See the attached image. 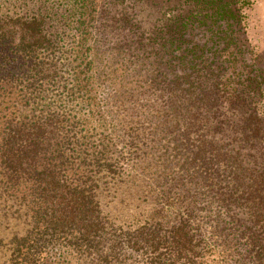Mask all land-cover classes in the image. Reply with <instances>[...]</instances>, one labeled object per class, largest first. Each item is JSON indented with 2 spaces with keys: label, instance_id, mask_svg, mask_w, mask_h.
I'll use <instances>...</instances> for the list:
<instances>
[{
  "label": "trees",
  "instance_id": "obj_1",
  "mask_svg": "<svg viewBox=\"0 0 264 264\" xmlns=\"http://www.w3.org/2000/svg\"><path fill=\"white\" fill-rule=\"evenodd\" d=\"M60 3L37 6L39 17H0V260L43 264V255L58 252L77 264L121 263L126 240L141 264H264V147L257 156L251 145L252 137L264 138L259 127L250 130L235 113L213 109L221 129L232 128L234 142L237 131L242 138L239 150L222 147L189 134L185 124L180 131L168 108L157 117L166 128L163 152L175 156L174 165L149 151L142 165L140 148L115 151L110 135L92 127L106 116L96 104L90 33H75L86 17L74 18ZM44 12L63 21L64 33H43ZM34 27L40 32L16 31ZM195 103L185 102L189 112ZM191 114L199 122L200 112ZM146 170L164 173L157 187L171 195L156 203L169 212L165 222L134 217L116 224L103 209L108 189L128 176L141 192L134 178Z\"/></svg>",
  "mask_w": 264,
  "mask_h": 264
},
{
  "label": "rangeland",
  "instance_id": "obj_2",
  "mask_svg": "<svg viewBox=\"0 0 264 264\" xmlns=\"http://www.w3.org/2000/svg\"><path fill=\"white\" fill-rule=\"evenodd\" d=\"M52 3L57 0H0V17H39L37 6ZM63 4L77 13L74 18L86 17L82 21L87 26L76 22L75 33H90L95 83L99 85L95 87L99 95L96 104L104 108L106 116V121H92V127L97 128L94 133L98 136L110 135L115 151L140 148V164L149 151L156 159L165 157L174 165L175 156L163 152L161 135L166 128L157 117L168 108H174L180 131L185 124L189 134L200 132L222 147L239 150L242 138L237 131L234 142L236 133L232 128L221 129L213 109L235 113L242 125H249L250 130L259 127L264 137V0H63ZM8 7L11 11L7 12ZM42 14L47 25L43 33H64L66 26L59 17L53 12ZM55 19L60 21L59 28ZM16 31L40 32L36 27ZM197 75L203 78L199 80ZM194 100L191 111L200 112L199 122L192 120L185 104ZM216 100L221 101V107L215 105ZM167 136L173 135L169 132ZM255 140L251 138V145L259 156L264 138ZM146 172H137L139 176L134 178L142 182L141 192L128 176L118 178L108 189L103 209L116 224L124 225L134 217L165 222L163 216L169 212L157 204L162 195H171L162 192L160 184L157 187L164 173L153 176L152 171ZM150 186L155 191L149 190ZM150 193L155 199L147 198ZM112 237L117 239L114 233ZM124 241L123 262L114 264H141L143 256ZM113 245L109 240L111 250ZM43 257V264H77L58 252ZM0 264L8 263L1 259Z\"/></svg>",
  "mask_w": 264,
  "mask_h": 264
}]
</instances>
